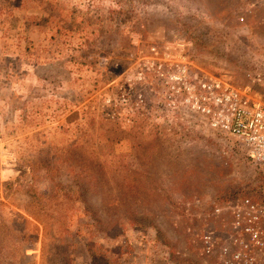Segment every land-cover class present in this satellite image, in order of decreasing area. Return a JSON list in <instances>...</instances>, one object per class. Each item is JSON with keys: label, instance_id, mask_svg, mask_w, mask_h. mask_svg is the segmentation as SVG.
Returning <instances> with one entry per match:
<instances>
[{"label": "rangeland", "instance_id": "374dc122", "mask_svg": "<svg viewBox=\"0 0 264 264\" xmlns=\"http://www.w3.org/2000/svg\"><path fill=\"white\" fill-rule=\"evenodd\" d=\"M182 65L245 84L264 0H0V264H207L195 232L264 174L172 102Z\"/></svg>", "mask_w": 264, "mask_h": 264}, {"label": "built area", "instance_id": "2783aa9c", "mask_svg": "<svg viewBox=\"0 0 264 264\" xmlns=\"http://www.w3.org/2000/svg\"><path fill=\"white\" fill-rule=\"evenodd\" d=\"M179 67L172 102L203 116L211 129L237 139L264 174V66L243 85L210 76L189 78L187 68ZM211 215L224 230L195 232L199 257L207 264H264V200L236 196L215 204Z\"/></svg>", "mask_w": 264, "mask_h": 264}, {"label": "trees", "instance_id": "16d2710c", "mask_svg": "<svg viewBox=\"0 0 264 264\" xmlns=\"http://www.w3.org/2000/svg\"><path fill=\"white\" fill-rule=\"evenodd\" d=\"M35 203V201H33V204ZM3 252L2 248L0 247V253Z\"/></svg>", "mask_w": 264, "mask_h": 264}]
</instances>
